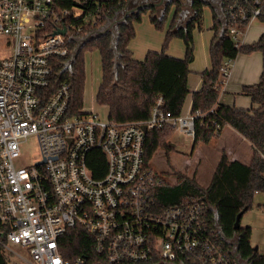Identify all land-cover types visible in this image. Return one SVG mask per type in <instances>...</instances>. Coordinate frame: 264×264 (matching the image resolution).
Returning <instances> with one entry per match:
<instances>
[{
	"label": "built area",
	"instance_id": "2783aa9c",
	"mask_svg": "<svg viewBox=\"0 0 264 264\" xmlns=\"http://www.w3.org/2000/svg\"><path fill=\"white\" fill-rule=\"evenodd\" d=\"M72 1L61 7L55 0H0L2 252L24 264H83L82 257L65 259L59 247L60 236L77 225L107 264H235L234 247L206 217L205 202L159 205L153 189L163 178L144 157L150 128L193 137L196 119L209 112L218 134L224 124L214 107L172 114L158 95L145 120L117 123L83 109L71 114L70 84L52 87L54 62L70 54V37L99 29L103 0H93L92 11L82 6L87 0ZM221 2L227 34L238 49L252 23L264 22V0ZM233 59L225 57L219 66L220 92ZM31 136L38 155L22 165L20 145ZM93 150L104 158L98 177L89 166L99 156L90 155Z\"/></svg>",
	"mask_w": 264,
	"mask_h": 264
},
{
	"label": "trees",
	"instance_id": "16d2710c",
	"mask_svg": "<svg viewBox=\"0 0 264 264\" xmlns=\"http://www.w3.org/2000/svg\"><path fill=\"white\" fill-rule=\"evenodd\" d=\"M55 1L61 7L74 3L72 0ZM126 4L127 0H103L100 5L99 28L108 24L113 17L122 15ZM82 6L92 11L94 1L87 0ZM150 8V21L156 28H161L169 5L160 16L154 14V7ZM140 11L128 15L114 29L83 42L76 52L79 38H69L70 54L54 62L52 87L64 80L70 84L71 114L82 109L84 52L94 49L99 53L101 68V80L95 100L99 105L107 106V118L110 121L121 123L147 119L158 95L162 96L165 109L172 114L181 112L185 97L189 93L187 76L188 65L193 59L192 29H201V5L197 3L194 6L192 18L183 27H177L179 9H175L165 30L161 50L148 51L143 60H136L128 49V43L134 36V22L140 20ZM85 30L93 29L87 27ZM175 36L182 38L186 45L183 58L165 53L169 40ZM253 51L261 52V72L256 82L242 85L240 89V93L250 97L252 106L243 108L219 103V66L223 59ZM209 58L210 67L201 74L200 88L191 93V109L207 112L214 107L215 115L223 126L230 125L251 143L253 154L250 162L246 164L236 159L230 160L222 152L206 187H200L194 176L177 173L175 181L170 183L163 179L161 184L154 187L153 192L162 207L174 203L205 202L206 217L212 223H217L228 244L235 247L236 242L239 257L249 264H264V254L259 253L250 243V226L234 227L237 213L242 211L243 214L251 208L255 192L264 191V33L256 41L244 43L237 49L227 34V25L217 27L209 45ZM213 115L208 112L196 119L193 145L214 137L211 121ZM173 131L169 127L146 130L144 157L147 163L159 148L170 147L166 138ZM91 154L99 155L90 160L89 166L94 176H101L104 171V158L98 150H93ZM161 177L163 178L162 175ZM92 243V236L77 225L68 228L59 238L60 252L68 261L82 257L83 264H107L93 251ZM0 264H16L6 258L1 247Z\"/></svg>",
	"mask_w": 264,
	"mask_h": 264
},
{
	"label": "crops",
	"instance_id": "0c3cea01",
	"mask_svg": "<svg viewBox=\"0 0 264 264\" xmlns=\"http://www.w3.org/2000/svg\"><path fill=\"white\" fill-rule=\"evenodd\" d=\"M129 1L130 0H127V2ZM199 4L201 5L202 13H205L207 11L204 21H201V29L203 26V30L204 27L206 30L199 32L200 36L198 37L197 43L193 42V59L188 65L189 73L187 76V86L189 89V93L184 100V104L181 110V112L183 113H186L190 110L191 93L200 88L202 82L201 74L203 71L210 67L209 45L213 36L215 35V30L217 27H222L225 24V17L223 14L221 0H202L199 2ZM150 12L151 10L148 9V19L146 17L143 23L134 22V36L128 43V49L131 51L132 57L136 60H143L148 51L161 50V45L166 29L159 30V28L155 27V25L150 21ZM173 12L171 13L170 20ZM178 18L180 20V15L178 16ZM191 18L192 16L190 17V19ZM179 20H177V27H183V25L178 22ZM169 22L165 23L166 28ZM196 29V27L192 29V35ZM201 29L197 30L200 31ZM249 29L245 35L244 43L254 42L261 35L260 34L257 38L253 37L248 40V33L250 32ZM185 51L186 45L183 44L180 39H173L165 53L172 57L183 58L185 55ZM261 66L262 55L260 51L237 54V56L233 59V64L228 79L223 85L222 90L219 94V103L234 105L243 108L251 107L252 103L250 97L240 93V89L242 85L251 84L257 81L261 72ZM101 106H103L108 113L107 106ZM91 111L97 112L94 109H91ZM214 137L215 140L210 145H206L207 148H205V152L199 151L200 149L197 148L195 149V145H193L191 151L193 152L195 150H198V155H221V153L224 152L225 154L229 155L230 160L236 159L246 164L251 159V156L253 154V147L251 143L230 125L223 126L219 133L217 135H214ZM170 142L171 141L168 142L169 146L174 147L175 144ZM250 243L253 246L252 240L250 241ZM253 247L257 250L256 246Z\"/></svg>",
	"mask_w": 264,
	"mask_h": 264
},
{
	"label": "rangeland",
	"instance_id": "374dc122",
	"mask_svg": "<svg viewBox=\"0 0 264 264\" xmlns=\"http://www.w3.org/2000/svg\"><path fill=\"white\" fill-rule=\"evenodd\" d=\"M178 2H180L178 9L184 10L183 6L185 0H172L170 2L172 4L169 5L168 13L165 20L163 21V25L161 28H159V30L166 29L165 23L169 22L171 13L174 10L173 3ZM148 9H143L140 11V20L138 22L143 23L146 17L148 19ZM162 13L163 10H161L160 8H158L156 11L154 10V14H156L157 16H160V14ZM206 13L207 11L205 13H202V22L205 19ZM183 26H185V24ZM112 29H114V26L112 27ZM205 30V27L203 30V26L200 31L196 29L192 35V43H197L198 37L200 36L199 32ZM249 31L250 32L248 33V40L253 37L257 38L264 32V22L259 20L253 22ZM173 39H180L182 43L185 44L182 38L175 36L169 40L166 50L169 48V45ZM84 63L85 69L82 94V109L90 111L91 109H94L99 113L100 117L104 119L106 118L107 110L103 106L99 105L95 100L96 90L101 80V68L98 51L95 49L86 50L84 52ZM166 139L167 143L171 141L170 143H174L175 146H170L168 148H159L151 158L149 162L150 166L158 173H160V175L163 176V179L167 182L172 183L173 181H175L177 173H183L189 177L194 176L196 183L200 187H206L220 155H198V150L195 149L197 148L200 149L199 151H204L205 148H207L206 145H210L215 140V137H211L204 142H198L195 145V151L193 152L191 151L193 147V137L189 134L175 130ZM20 152L21 158L19 160V163L22 165L31 162L32 158H36L38 155L36 139L31 136L26 141L22 142L20 145ZM227 157L229 158V155H227ZM249 162L250 160L248 161V163ZM242 224H248L251 226L250 241L252 240L253 246L257 247L259 253L264 254V191L255 192V194L253 195L251 208L247 209L241 215L240 225ZM12 248L18 251L25 259H29L27 251L22 247L12 245ZM3 253L6 255V258L9 261L15 262L16 264H24V260L17 259L13 253L9 251H4Z\"/></svg>",
	"mask_w": 264,
	"mask_h": 264
},
{
	"label": "water",
	"instance_id": "95a60500",
	"mask_svg": "<svg viewBox=\"0 0 264 264\" xmlns=\"http://www.w3.org/2000/svg\"><path fill=\"white\" fill-rule=\"evenodd\" d=\"M172 0H168V2L170 3ZM161 1L157 2V3H141L138 4L137 6L133 7V8H128L127 4L125 5V7L122 10V15L118 18H114L111 19V21L106 24L104 27L99 28V29H94L92 31H90L89 33H87L86 35H84L83 37H81L78 42H77V46L75 48V52L76 50L81 46V44L87 40H89L91 37H94L96 35H100L102 33H105L107 30L112 29L113 26H115L118 22H122L126 19V17L132 13H137L139 12L141 9H148L152 6H157L160 5ZM60 33H64L65 29H61L59 31ZM115 44V41H113V46ZM144 131L146 130L145 126H143ZM242 215V211H240L239 213H237L236 217H235V221H234V227H238L240 225V218ZM235 243V247L233 250V258L235 261V264H249L247 263L245 260L241 259L238 255V251H237V246H236V242Z\"/></svg>",
	"mask_w": 264,
	"mask_h": 264
},
{
	"label": "flooded vegetation",
	"instance_id": "af4514ba",
	"mask_svg": "<svg viewBox=\"0 0 264 264\" xmlns=\"http://www.w3.org/2000/svg\"><path fill=\"white\" fill-rule=\"evenodd\" d=\"M159 1H161L160 5L152 6V7H154L155 10H157L158 8H160L161 10H164L167 5H170L168 3V0H131V1L127 2V7L128 8H133V7H135V6H137L138 4H141V3H157ZM200 1H202V0H185L184 6H183L184 10L183 9L179 10V15H180L181 18H180V20H179V18H177V20H179L178 22L180 24L184 25V24H186V22L189 21L190 17L193 16L194 6L197 3H199ZM173 4H174V10H175V9H177L179 7L180 2L173 3ZM185 17H186V19H185Z\"/></svg>",
	"mask_w": 264,
	"mask_h": 264
}]
</instances>
